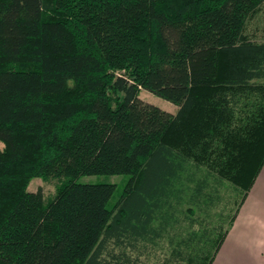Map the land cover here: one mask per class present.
<instances>
[{
  "label": "trees",
  "instance_id": "1",
  "mask_svg": "<svg viewBox=\"0 0 264 264\" xmlns=\"http://www.w3.org/2000/svg\"><path fill=\"white\" fill-rule=\"evenodd\" d=\"M263 3L0 0V264H139L166 235L163 264H212L264 166ZM86 175L128 181L111 205ZM223 184L234 207L206 223Z\"/></svg>",
  "mask_w": 264,
  "mask_h": 264
},
{
  "label": "rangeland",
  "instance_id": "2",
  "mask_svg": "<svg viewBox=\"0 0 264 264\" xmlns=\"http://www.w3.org/2000/svg\"><path fill=\"white\" fill-rule=\"evenodd\" d=\"M246 32L247 34L257 40V41H264V3L261 5L260 9L254 14V16L249 19L247 26H246ZM21 64H19L20 66ZM72 85V84H71ZM140 97L145 100L146 102L152 103L166 111L169 112H175L177 110V106L167 100H164L146 90H142L140 93ZM4 144L0 142V150H3ZM80 183H113L117 185V191L114 195V197L111 200V205H113L117 199L119 198V195L123 192L124 187L126 185V182L128 181L127 175H86L79 177L77 179ZM59 184V179L54 177L49 178H43V177H37L31 179L29 183V190L30 191H37L41 190L43 193V196L46 201H49L54 197L57 191V187ZM219 193H220V201L216 203V205L212 209H216L214 212L211 213L213 215V218H209L206 223L208 222H216V215L220 209H229L234 207V197H237V191L233 190L232 186L230 184H223L219 186ZM191 193L188 191L183 195L182 202L180 205H176V208L178 209L175 212V217H180V220L175 224L176 229L182 228L185 229L187 227V223L183 219V214L180 213L179 210L184 212H187V209L194 208L190 203H188V198ZM242 201V195L240 196V202ZM175 203V202H174ZM230 203L229 205H227ZM238 206H236L237 208ZM235 208V209H236ZM232 212V215H234V211ZM181 215V216H179ZM194 217L198 216V213L195 212ZM206 215L203 214V217ZM201 217V216H200ZM226 227V225H225ZM171 249L169 248L168 244V235H166L162 240L159 241V244H157L156 247L153 248V250H149L146 252V254L140 255L138 258L139 264H163L168 258H171ZM171 262V261H170ZM175 264H179V262H175ZM173 262L169 264H174Z\"/></svg>",
  "mask_w": 264,
  "mask_h": 264
},
{
  "label": "crops",
  "instance_id": "3",
  "mask_svg": "<svg viewBox=\"0 0 264 264\" xmlns=\"http://www.w3.org/2000/svg\"><path fill=\"white\" fill-rule=\"evenodd\" d=\"M212 264H264V166Z\"/></svg>",
  "mask_w": 264,
  "mask_h": 264
}]
</instances>
